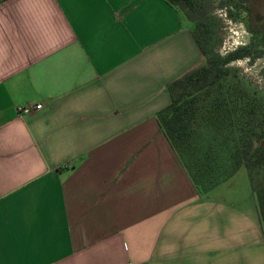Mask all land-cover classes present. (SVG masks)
<instances>
[{"label":"crops","instance_id":"0c3cea01","mask_svg":"<svg viewBox=\"0 0 264 264\" xmlns=\"http://www.w3.org/2000/svg\"><path fill=\"white\" fill-rule=\"evenodd\" d=\"M201 60L163 0L0 3V264H264L248 180L198 192L156 121Z\"/></svg>","mask_w":264,"mask_h":264},{"label":"trees","instance_id":"16d2710c","mask_svg":"<svg viewBox=\"0 0 264 264\" xmlns=\"http://www.w3.org/2000/svg\"><path fill=\"white\" fill-rule=\"evenodd\" d=\"M163 1L190 24L202 60L166 85L170 104L156 121L198 192L207 194L245 169L264 232V96L228 67L253 53L247 47L224 57L215 52L203 0ZM234 1L218 6L231 9Z\"/></svg>","mask_w":264,"mask_h":264},{"label":"rangeland","instance_id":"374dc122","mask_svg":"<svg viewBox=\"0 0 264 264\" xmlns=\"http://www.w3.org/2000/svg\"><path fill=\"white\" fill-rule=\"evenodd\" d=\"M203 1L213 31L215 52L224 57L237 49L249 48L253 56L232 61L228 67L247 89L264 96V45L261 43L264 41V0H235L227 10L218 6L219 0ZM236 178L238 182H247L245 169Z\"/></svg>","mask_w":264,"mask_h":264},{"label":"built area","instance_id":"2783aa9c","mask_svg":"<svg viewBox=\"0 0 264 264\" xmlns=\"http://www.w3.org/2000/svg\"><path fill=\"white\" fill-rule=\"evenodd\" d=\"M43 108L42 104H27L18 108V113L20 115H31Z\"/></svg>","mask_w":264,"mask_h":264}]
</instances>
